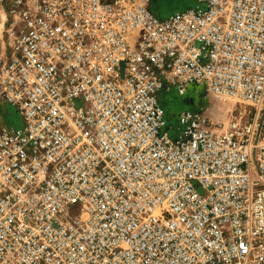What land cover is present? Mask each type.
Instances as JSON below:
<instances>
[{
  "label": "built area",
  "instance_id": "built-area-1",
  "mask_svg": "<svg viewBox=\"0 0 264 264\" xmlns=\"http://www.w3.org/2000/svg\"><path fill=\"white\" fill-rule=\"evenodd\" d=\"M0 41V264H264V0H0Z\"/></svg>",
  "mask_w": 264,
  "mask_h": 264
},
{
  "label": "rangeland",
  "instance_id": "rangeland-1",
  "mask_svg": "<svg viewBox=\"0 0 264 264\" xmlns=\"http://www.w3.org/2000/svg\"><path fill=\"white\" fill-rule=\"evenodd\" d=\"M184 2L185 0H151V6L156 12L163 13L178 8ZM3 45L0 41L1 51L4 49ZM193 88L195 89V86L191 84L184 97L180 96L175 88L163 94L165 102L168 103L174 114H177L178 110L183 107L193 109L197 106H203L214 123L226 124L229 120L241 114L240 111L248 108L246 102L234 97H220L215 94L204 95L201 98L191 97L195 96Z\"/></svg>",
  "mask_w": 264,
  "mask_h": 264
},
{
  "label": "crops",
  "instance_id": "crops-1",
  "mask_svg": "<svg viewBox=\"0 0 264 264\" xmlns=\"http://www.w3.org/2000/svg\"><path fill=\"white\" fill-rule=\"evenodd\" d=\"M192 3H193V0H185V2L181 6H178V8H175V9H172L170 11L163 12V13H158V12L157 13L161 16H165V15L169 14L170 12H172L173 10L180 9V8L185 7V6L192 4ZM183 108H185V107H183Z\"/></svg>",
  "mask_w": 264,
  "mask_h": 264
}]
</instances>
